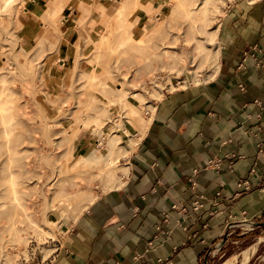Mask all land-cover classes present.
<instances>
[{
    "label": "rangeland",
    "instance_id": "obj_1",
    "mask_svg": "<svg viewBox=\"0 0 264 264\" xmlns=\"http://www.w3.org/2000/svg\"><path fill=\"white\" fill-rule=\"evenodd\" d=\"M50 1L14 0L0 12V229L6 227L15 235L1 234L0 244L8 242L12 255L7 260L14 264L48 260L60 246L70 221L65 223L57 210L51 211V200L66 198V207L79 216L87 206L80 190L102 188L96 167L74 168V160L59 155L69 146L67 135L75 132L73 140L88 138L91 147L102 148L103 141L90 129L98 115L105 119L100 124L103 137L110 130L122 145L138 136L130 109L149 117V106L161 98L163 89L196 84L187 79L188 69L180 71L178 78L177 68L168 69L164 49L169 54L188 52L189 35L203 39L210 49L207 32L220 23L232 2L211 1V19L203 32L200 23L190 24L186 17L187 9L201 0H130L139 5L132 8L131 4L120 19L115 18V10L125 0H65L58 17L46 21L40 15L48 11L38 15L34 8L39 5L43 11ZM174 9L175 15L169 18ZM128 31L141 42L128 38ZM106 34L110 35L107 40L100 39ZM208 61L197 69L198 83L212 78L208 76L214 65ZM90 76L104 83V88L87 90L84 85ZM115 88L125 89L127 106L119 102ZM134 93L139 97H132ZM82 119H88V129H81ZM3 129L9 132L7 144ZM53 144L58 153L41 154L43 148L52 150ZM118 160L119 165L125 162L122 157ZM27 213L37 230L28 223ZM15 225L26 231L24 237L15 234ZM245 252L247 264H264V225L233 224L208 253L207 264H241Z\"/></svg>",
    "mask_w": 264,
    "mask_h": 264
},
{
    "label": "crops",
    "instance_id": "obj_2",
    "mask_svg": "<svg viewBox=\"0 0 264 264\" xmlns=\"http://www.w3.org/2000/svg\"><path fill=\"white\" fill-rule=\"evenodd\" d=\"M64 1L34 9L58 17ZM217 45L212 78L162 90L122 158V185L96 191L49 264H207L229 227L264 220V65L242 60L252 46L264 50V0H232ZM82 142L80 153L91 148ZM199 197L204 208L193 212Z\"/></svg>",
    "mask_w": 264,
    "mask_h": 264
},
{
    "label": "bare ground",
    "instance_id": "obj_3",
    "mask_svg": "<svg viewBox=\"0 0 264 264\" xmlns=\"http://www.w3.org/2000/svg\"><path fill=\"white\" fill-rule=\"evenodd\" d=\"M13 1L14 0H0V12L3 9L9 7ZM211 1L212 0H201L200 3H198V5L195 8L187 9V14H186L187 21L190 24L191 23H200L203 32H204V28L206 27L205 23L211 19V17H210V13H211L210 8L211 7L209 6L211 4ZM131 4H133L132 8H136V6L139 5L138 1H135L132 3L130 0L123 1L121 3V5H119L116 9L115 18L120 19L124 15V13L127 12L128 9H130ZM178 6L179 5L177 4V6H175V7H178ZM215 8H216V6H215ZM35 11H37L35 13H38V15H40V12H38V10H35ZM132 12H133V9H131V11L129 10V15H131ZM175 12H176V9H174L172 11V13H170L168 15V17L173 18V16L175 15ZM54 15H55V12L52 9V10H48V12L45 15H40V16H43V18L41 17L42 19H44V16H45V18H47L46 21H48V20L51 21L52 16H54ZM46 21L44 20V22H46ZM218 24L216 25V27H214L212 29V31L207 32V36L205 37V40L207 41L208 45L210 46V49H208L205 46L203 39H201L199 41L198 38L195 37L194 35H189L187 38L188 41H191V44H190V49H188L189 51L186 53L183 52V54H179V55H177L175 53L169 54V50L164 49L165 51L162 53L163 58H167L168 60H170V62L168 64V69H174V68L176 69L177 68V70H176V77L177 78L180 75V71H182L183 69H185L187 71V69H188V71H187L188 78L187 79H190L194 83H198L199 79H198L197 69L199 67H202L203 64L208 63L209 62L208 60H211V64L214 65V69L212 70L213 73H211V75L208 77H212L214 75V73L216 72L217 66H218V55H219L218 45H216V43H215L216 33H217L218 26H219ZM202 31H200V32H202ZM129 33H130V35L128 38H131V40L133 42H135V41L141 42V39H139V37L136 34H134L133 32H129ZM109 36L110 35L106 34L105 36L103 35L100 39H103L105 37L104 39L107 40L109 38ZM88 81L89 82L87 84H85L84 87L89 91L91 89H93L94 87L96 88V87L101 86L102 88H104V83L101 84L100 81L97 80L94 76H90ZM94 82H95V84H94ZM115 89H116V93L119 94V99H118L119 102L122 103L123 105L127 106L128 95H127L125 89L124 90H122V88H115ZM138 95H139L138 93H134V94H132V97L137 98V97H139ZM6 102L7 101H4V104ZM146 107H148V106H146ZM149 107H151V109L153 111L154 105L152 104V106H149ZM2 110H5V108H2ZM128 115L130 116V119L137 124L140 131H143L147 127V124L149 122V118L148 117L145 118V117H143V115L141 116V114L138 113V110H136L134 108L130 109L128 111ZM1 119H3V118H1ZM101 119L102 118L98 115L94 116L91 120L92 126L90 127V129L92 130V134H98V136H99L98 139L100 141H103L102 148L96 149L94 147H91L88 150V152H86L85 154H81L80 150H81V146L83 143H82V141L77 142V141L73 140L74 135L72 133H75V132H72V133H69L67 135V138H66V140L69 142V146L64 148L62 150V152L59 153V155H67V158L74 160L75 161L74 162L75 163L74 168H76V167L78 168L79 166H94V167H96L98 169V172H99V173L96 172V174H99V177H100L99 180H101L102 190H107V189L118 187V186L122 185L123 180H124L123 178L127 174V170L122 164L119 165L118 157L127 158L129 153L134 148L135 144L138 142L140 135L129 137L128 142L126 144L121 145V138L114 136L113 132H111L110 130H108L107 137H103V132H104L103 126H101L100 124L105 119L104 118H103V120H101ZM87 120L88 119H82L83 128H81V129H84V130L88 129L89 126L87 124L88 123ZM116 122L117 121L114 119V123H116ZM3 135H4L3 137L5 138V140L3 142H5L7 144L9 141V138H8L9 132L6 129H3ZM49 148H50V146H49ZM57 148H58L57 145L53 144L52 150L44 151L43 150L44 148H43L41 150V154L43 155L42 152H46L48 154L58 153ZM8 152H7V154L10 155L11 154L10 151H8ZM76 191H78V190H76ZM97 195L98 194L95 190L90 189V190H82V191L80 190L79 196H81L82 199L87 200V205H88L90 202H92L97 197ZM66 202H67L66 198L64 200H63V198H59L55 202L51 200V202L49 204L50 205L49 208L51 209V211L57 210V213L59 215L60 220L65 221V223H67L68 221H72V220L74 221L78 216L76 214V212L70 211L69 208L66 207ZM27 219H28L27 220L28 223L30 225H32V227H33L32 229L37 230V226L32 222L31 215L29 213H27ZM13 229H14L15 234L17 233V234L24 237V235L26 233V231L24 229H21L18 225H15L13 227ZM42 230H44V229H42ZM8 233L10 235L15 236L12 232L10 233L9 229L6 227H3V229H0V236H1V234L5 235ZM23 239H24V241L26 240V238H23ZM13 241H15V239ZM11 247H15V245L11 244ZM245 253H243V254H245ZM11 255L12 254L10 253L8 242L7 243H1L0 244V257H2V263L1 264H14L15 262H10V261L8 262V260H7L8 257ZM248 260H249V256L246 253L243 257L241 264H247Z\"/></svg>",
    "mask_w": 264,
    "mask_h": 264
},
{
    "label": "built area",
    "instance_id": "obj_4",
    "mask_svg": "<svg viewBox=\"0 0 264 264\" xmlns=\"http://www.w3.org/2000/svg\"><path fill=\"white\" fill-rule=\"evenodd\" d=\"M247 59H253L254 62L256 63V66L258 67H263V60H264V50H262L261 48H259L257 45L255 46H252L250 47L248 50L244 51L243 52V62H245ZM252 172H254V170H252ZM250 183L248 180H241L238 182V187L240 189H243L245 191H248L250 190ZM192 187L195 188L196 187V183L195 182H192ZM172 208L174 210H178L179 209V206L178 205H173ZM204 208V205L200 202V197L197 198L195 201H193V206H192V210L193 212H200L202 209ZM181 212H187V208L183 205L180 209H179ZM215 212V211H212V213ZM165 219H167L168 215L165 214ZM163 233V232H162ZM151 244V243H149ZM58 248H56L55 251H57ZM54 254V253H53ZM52 256V255H51ZM50 258H47L48 260H41L39 261V263L37 264H49L50 262ZM159 263L161 264H165L163 263L162 261H158Z\"/></svg>",
    "mask_w": 264,
    "mask_h": 264
},
{
    "label": "water",
    "instance_id": "obj_5",
    "mask_svg": "<svg viewBox=\"0 0 264 264\" xmlns=\"http://www.w3.org/2000/svg\"><path fill=\"white\" fill-rule=\"evenodd\" d=\"M256 225L257 226H262V225H264V223H257Z\"/></svg>",
    "mask_w": 264,
    "mask_h": 264
}]
</instances>
